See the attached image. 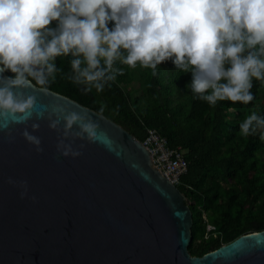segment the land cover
Returning a JSON list of instances; mask_svg holds the SVG:
<instances>
[{
    "label": "water",
    "instance_id": "95a60500",
    "mask_svg": "<svg viewBox=\"0 0 264 264\" xmlns=\"http://www.w3.org/2000/svg\"><path fill=\"white\" fill-rule=\"evenodd\" d=\"M14 91L34 95L37 104L26 123L0 117V126L8 124L0 127V264H264V229L193 255L186 195L123 125L35 83ZM54 108L98 124L94 142L65 140L80 156L57 150L64 122L60 131L49 127ZM25 128L41 139L43 152L23 137Z\"/></svg>",
    "mask_w": 264,
    "mask_h": 264
},
{
    "label": "clouds",
    "instance_id": "9594fccd",
    "mask_svg": "<svg viewBox=\"0 0 264 264\" xmlns=\"http://www.w3.org/2000/svg\"><path fill=\"white\" fill-rule=\"evenodd\" d=\"M53 21L56 27H49ZM69 55V78L85 92L102 93L123 74L118 65L139 63L155 76L158 65L171 60L177 71L191 72L187 87L194 98L210 107L225 100L247 105L254 100L253 78L264 82V0H0V74L13 73L0 75V117L26 123L37 98L14 90L35 82L47 92L61 73L56 59ZM48 120L57 131L64 122L57 150L65 157L82 154L65 140L97 138L99 126L86 114L54 108ZM258 130L264 140V116L252 111L240 135ZM22 135L43 152L39 137L27 128ZM20 183L24 198L27 181Z\"/></svg>",
    "mask_w": 264,
    "mask_h": 264
},
{
    "label": "trees",
    "instance_id": "16d2710c",
    "mask_svg": "<svg viewBox=\"0 0 264 264\" xmlns=\"http://www.w3.org/2000/svg\"><path fill=\"white\" fill-rule=\"evenodd\" d=\"M56 25L53 21L49 27ZM66 59L70 60V55ZM64 60L61 57V62ZM118 66L124 69L123 74L102 93L95 89L85 92L82 85L75 84L64 87L53 83L49 89L97 111L103 105V114L140 140L148 127H154L171 146L183 147L188 170L178 187L193 213L189 245L193 255L263 230L264 140L259 130L241 136L240 123L252 111L264 116V82L253 78L250 91L254 100L247 105L225 100L210 107L194 98L187 87L191 72L177 71L171 60L158 65L155 76L139 63L135 69ZM229 67L226 63L225 69Z\"/></svg>",
    "mask_w": 264,
    "mask_h": 264
},
{
    "label": "built area",
    "instance_id": "2783aa9c",
    "mask_svg": "<svg viewBox=\"0 0 264 264\" xmlns=\"http://www.w3.org/2000/svg\"><path fill=\"white\" fill-rule=\"evenodd\" d=\"M141 141L149 149L154 166L178 186L181 183V176L188 170L183 147L171 146L167 137L154 127L147 128V134ZM211 227L208 226L209 229Z\"/></svg>",
    "mask_w": 264,
    "mask_h": 264
},
{
    "label": "flooded vegetation",
    "instance_id": "af4514ba",
    "mask_svg": "<svg viewBox=\"0 0 264 264\" xmlns=\"http://www.w3.org/2000/svg\"><path fill=\"white\" fill-rule=\"evenodd\" d=\"M62 59H65V60L61 62V57L56 59L57 67L61 69V73L57 75V78L53 83H58V84L60 83L61 85H64V87H72L74 84L71 82L69 78L70 71H71L70 60L66 59V57H62ZM6 74L9 76L13 75L11 71H7ZM50 85L48 86V88H50Z\"/></svg>",
    "mask_w": 264,
    "mask_h": 264
}]
</instances>
